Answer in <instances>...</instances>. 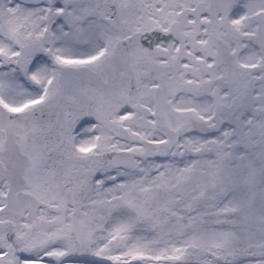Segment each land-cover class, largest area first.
<instances>
[{
    "label": "snow or ice",
    "instance_id": "snow-or-ice-1",
    "mask_svg": "<svg viewBox=\"0 0 264 264\" xmlns=\"http://www.w3.org/2000/svg\"><path fill=\"white\" fill-rule=\"evenodd\" d=\"M0 264H264V0H0Z\"/></svg>",
    "mask_w": 264,
    "mask_h": 264
}]
</instances>
